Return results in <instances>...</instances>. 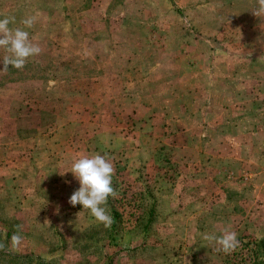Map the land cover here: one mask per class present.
<instances>
[{
  "label": "rangeland",
  "instance_id": "374dc122",
  "mask_svg": "<svg viewBox=\"0 0 264 264\" xmlns=\"http://www.w3.org/2000/svg\"><path fill=\"white\" fill-rule=\"evenodd\" d=\"M257 6L0 0L12 28L37 18L41 48L0 71V264H264ZM96 153L114 167L109 226L69 203L73 161ZM228 227L234 251L202 238Z\"/></svg>",
  "mask_w": 264,
  "mask_h": 264
},
{
  "label": "clouds",
  "instance_id": "9594fccd",
  "mask_svg": "<svg viewBox=\"0 0 264 264\" xmlns=\"http://www.w3.org/2000/svg\"><path fill=\"white\" fill-rule=\"evenodd\" d=\"M251 11L255 16L264 14V0H258V6ZM36 19L35 16L26 17L21 21L23 27L12 28L9 25L15 23L14 16L0 18V49L6 53L0 60L3 64L0 71L6 72L9 66L22 69L28 58L40 54V46L30 39L29 32L25 30L32 28ZM70 172L79 181L80 186L70 196L69 203L72 206L80 204L82 209L89 210L98 222L109 226L112 223V217L106 205L109 197L117 196L112 183L114 167L110 159L99 153L82 155L73 161ZM237 235L228 227L220 236L204 233L202 238L218 245V251L227 253L239 246ZM20 239L19 235L13 236L14 246Z\"/></svg>",
  "mask_w": 264,
  "mask_h": 264
}]
</instances>
